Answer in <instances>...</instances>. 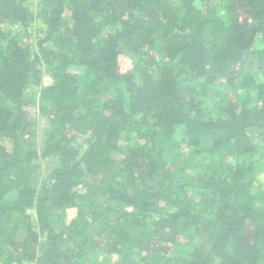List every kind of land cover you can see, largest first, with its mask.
I'll use <instances>...</instances> for the list:
<instances>
[{
    "label": "trees",
    "instance_id": "16d2710c",
    "mask_svg": "<svg viewBox=\"0 0 264 264\" xmlns=\"http://www.w3.org/2000/svg\"><path fill=\"white\" fill-rule=\"evenodd\" d=\"M260 176L264 0H0V264H264Z\"/></svg>",
    "mask_w": 264,
    "mask_h": 264
},
{
    "label": "rangeland",
    "instance_id": "374dc122",
    "mask_svg": "<svg viewBox=\"0 0 264 264\" xmlns=\"http://www.w3.org/2000/svg\"><path fill=\"white\" fill-rule=\"evenodd\" d=\"M121 69L123 71H127L128 69H130L132 67V60H131V56H127V55H123L121 57ZM212 97V96H209ZM213 99V97H212ZM207 113H210V116H220V111H218V108L213 109L212 110V105L208 104V109L206 110ZM31 115H32V119L35 120V126L37 129H39L40 131L44 128L45 126V119L42 116H38V112L36 110V108H33L31 110ZM261 179H264V177L260 176ZM73 215V211H70V217Z\"/></svg>",
    "mask_w": 264,
    "mask_h": 264
},
{
    "label": "built area",
    "instance_id": "2783aa9c",
    "mask_svg": "<svg viewBox=\"0 0 264 264\" xmlns=\"http://www.w3.org/2000/svg\"><path fill=\"white\" fill-rule=\"evenodd\" d=\"M30 264H36L35 262H31Z\"/></svg>",
    "mask_w": 264,
    "mask_h": 264
}]
</instances>
